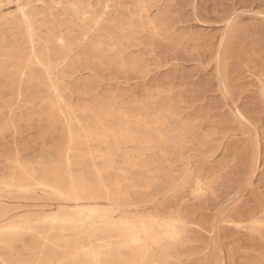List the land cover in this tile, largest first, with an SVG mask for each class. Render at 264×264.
<instances>
[{"label":"rangeland","instance_id":"374dc122","mask_svg":"<svg viewBox=\"0 0 264 264\" xmlns=\"http://www.w3.org/2000/svg\"><path fill=\"white\" fill-rule=\"evenodd\" d=\"M129 261L264 264V0H0V264Z\"/></svg>","mask_w":264,"mask_h":264},{"label":"bare ground","instance_id":"6f19581e","mask_svg":"<svg viewBox=\"0 0 264 264\" xmlns=\"http://www.w3.org/2000/svg\"><path fill=\"white\" fill-rule=\"evenodd\" d=\"M67 7V6H66ZM88 13V12H87ZM116 13V12H115ZM87 15H89V14H87ZM109 17V16H108ZM107 17V18H108ZM111 17V16H110ZM122 18V17H121ZM104 19V18H103ZM124 19V18H123ZM107 20V19H106ZM126 22V21H125ZM110 23V22H109ZM112 23H113V21H112ZM127 23V22H126ZM86 24V23H85ZM102 26V25H101ZM112 26V25H111ZM113 26H115V25H113ZM117 26V25H116ZM125 26V25H124ZM90 27V26H89ZM89 27H87V28H89ZM109 27V26H108ZM133 27V26H132ZM120 28V27H119ZM86 29V28H85ZM92 29V28H91ZM112 29H113V27H112ZM131 29V28H130ZM130 29H129V31H130ZM134 29V28H133ZM87 30V29H86ZM97 30V29H96ZM116 31V30H115ZM128 31V30H127ZM90 32V31H89ZM123 32V31H122ZM132 32V31H131ZM103 33V32H102ZM133 33H135V32H133ZM101 34V33H100ZM99 34V35H100ZM104 34V33H103ZM106 34V33H105ZM112 34H113V32H112ZM125 34V33H124ZM128 35H129V33H127ZM87 35V34H86ZM92 35H94L93 33H92ZM102 35V34H101ZM95 36H96V34H95ZM116 36H118V35H116ZM122 36V35H121ZM125 36V35H124ZM82 37V36H81ZM94 37V36H93ZM106 37H107V35H106ZM111 38H112V36H110ZM109 37V38H110ZM120 37V36H119ZM118 37V38H119ZM84 38V37H83ZM108 38V37H107ZM117 38V39H118ZM123 38V37H122ZM78 39V38H77ZM86 39V38H85ZM90 39V38H89ZM113 39V38H112ZM116 39V40H117ZM123 39H125V38H123ZM130 39V38H129ZM103 40V39H102ZM106 40V39H105ZM104 40V41H105ZM114 40V39H113ZM122 40V39H121ZM132 40V39H131ZM100 41V40H99ZM107 41V40H106ZM111 41V40H110ZM115 41V40H114ZM125 41V40H124ZM91 42V41H90ZM90 42H89V44H90ZM119 42V41H118ZM118 42H116V43H118ZM124 43V42H123ZM122 42H121V44H123ZM86 44V43H85ZM88 44V43H87ZM127 44V43H126ZM131 44V43H130ZM92 45V44H91ZM98 45H99V42H98ZM119 45V44H118ZM89 46V45H88ZM107 47H108V45H106ZM117 46V45H116ZM125 46V45H124ZM123 45H122V47H124ZM66 47V46H65ZM68 47V46H67ZM90 47V46H89ZM101 47V46H100ZM129 47H131V46H129ZM62 48V47H61ZM98 48V47H97ZM118 48H119V46H118ZM125 48V47H124ZM94 49H96V47H94ZM106 49V48H105ZM108 49V48H107ZM121 49V48H120ZM93 50V49H92ZM103 50H104V48H103ZM113 50V49H112ZM126 50V49H125ZM98 51V50H97ZM94 52V51H93ZM99 52V51H98ZM117 52V51H116ZM121 52V51H120ZM96 53V52H95ZM105 53V52H104ZM115 53V52H114ZM117 53H119V52H117ZM106 55H107V53H105ZM109 54V53H108ZM111 54V53H110ZM93 55V54H92ZM96 54H94V56H95ZM101 55H103V53H101ZM111 55H113V54H111ZM122 55H123V53H122ZM128 55V54H127ZM104 56V55H103ZM110 56V55H109ZM79 58V57H78ZM117 58H119V57H117ZM122 59V58H121ZM105 60H106V58H105ZM108 60V59H107ZM110 60V59H109ZM113 60V59H112ZM111 60V61H112ZM115 60V59H114ZM136 60V59H135ZM116 61V60H115ZM114 61V62H115ZM121 62V61H120ZM134 62V61H133ZM138 62V61H137ZM140 62V61H139ZM111 63V62H110ZM124 64V63H123ZM126 64V63H125ZM138 65V64H137ZM141 66V65H140ZM27 67V66H26ZM117 100V99H116ZM109 101H111V100H109ZM113 101V100H112ZM115 101V100H114ZM103 102V101H102ZM107 102V101H106ZM117 102V101H116ZM115 102V103H116ZM108 104V103H107ZM106 104V105H107ZM110 104L111 105H109V106H106L105 108L106 109H104V111H103V113L104 112H107V111H110V112H112V114H113V111L115 110V107H113V104H114V102L113 103H111L110 102ZM72 107V106H71ZM127 107V106H126ZM131 108V107H130ZM67 109V108H66ZM90 109V108H89ZM101 109V108H100ZM68 111H69V108L67 109ZM72 111V110H71ZM86 111V110H85ZM130 112V111H129ZM155 112H156V110H155ZM125 113H126V111H125ZM157 113V112H156ZM159 113V112H158ZM109 114V113H108ZM70 115V114H69ZM97 115V114H96ZM121 115V114H120ZM165 115V114H164ZM125 116L127 117V115L125 114ZM130 116V115H129ZM162 115L160 114V117H161ZM107 117V116H106ZM111 117V116H110ZM131 117V116H130ZM163 117V116H162ZM71 117L69 116V121L71 120L70 119ZM119 118H120V116H119ZM128 118V117H127ZM156 118V117H155ZM112 119V118H111ZM129 119V118H128ZM154 119V118H153ZM152 119V120H153ZM130 120V119H129ZM155 120V119H154ZM106 121V120H105ZM166 121V120H165ZM121 122V121H120ZM130 122V121H129ZM137 122H139V120L137 119ZM153 122H155V121H153ZM69 123V122H68ZM108 123V122H107ZM162 123V122H161ZM98 124H100V127H99V131H95V133H92V134H90V135H88V137H89V139L90 140H95V141H97V142H95L96 144L97 143H99L100 145L101 144H109L110 145V141H109V138L112 136L113 138H114V140L116 141L115 143H116V145H118L119 144V141H118V132H116V131H110L107 127H106V124L104 123V121H101V120H99L98 121ZM97 124V125H98ZM113 124H115V123H113ZM118 124V123H117ZM142 124H144V123H142ZM120 125V124H119ZM135 125H136V123H135ZM162 125V124H161ZM112 126V125H111ZM131 126H133V125H131ZM137 126V125H136ZM122 127V126H121ZM139 126H137L136 128H138ZM153 127V126H152ZM157 126H155V128H156ZM131 128H134V127H131ZM146 128H147V126H146ZM149 128V127H148ZM160 128H162V127H160ZM69 129V128H68ZM98 129V128H97ZM142 129H144V128H142ZM164 129V128H163ZM140 130V129H139ZM156 130V129H155ZM168 130V129H167ZM85 131V130H84ZM89 131H91L90 129H89ZM144 131V130H143ZM147 131H150V130H148L147 129ZM146 131V132H147ZM71 132V131H70ZM166 132V131H165ZM159 133V132H158ZM124 134H126V133H124ZM154 134V133H153ZM161 134V133H160ZM82 135V134H81ZM152 135V134H151ZM162 135V134H161ZM142 136V135H141ZM74 137V136H73ZM72 137V138H73ZM85 137V136H84ZM158 137V136H157ZM79 138V137H78ZM80 138H81V136H80ZM134 138V137H133ZM164 138V137H163ZM69 139H71V138H69ZM75 139V138H74ZM82 139V138H81ZM89 139H87V140H89ZM87 140H86V142H87ZM163 140V139H162ZM166 140V139H165ZM71 141V140H70ZM82 141V140H81ZM81 141H78V142H81ZM85 141V140H84ZM83 141V142H84ZM128 141V140H127ZM160 141V140H159ZM167 141V140H166ZM88 143V142H87ZM86 143V144H87ZM127 143V142H126ZM163 143H164V145H166L165 144V142L163 141ZM167 143V142H166ZM89 144V143H88ZM137 144V143H136ZM146 144L147 145H150V142H147L146 141ZM90 145V144H89ZM125 145V144H124ZM123 145V146H124ZM142 145V144H141ZM167 145H168V143H167ZM91 146V145H90ZM89 146V147H90ZM135 146V145H134ZM88 147V146H87ZM139 147V146H138ZM137 147V148H138ZM140 147H142V146H140ZM148 147V146H147ZM92 148V147H91ZM108 148V147H107ZM165 148V147H164ZM170 148V147H169ZM70 149V148H69ZM116 149V148H115ZM139 149V148H138ZM141 149V148H140ZM96 150H97V148H96ZM110 150L111 151H113V149H111L110 148ZM117 150V149H116ZM143 150V149H142ZM169 150V149H168ZM90 151H92V150H90ZM180 151V150H179ZM99 152H100V150H99ZM115 152V151H114ZM154 152V151H153ZM170 152H171V149H170ZM173 152V151H172ZM174 153V152H173ZM94 154H97V153H94ZM80 155H81V152H80ZM83 155V154H82ZM93 155V154H92ZM105 155V154H104ZM121 155V154H120ZM110 156V155H109ZM113 156V155H112ZM128 156V155H127ZM126 156V157H127ZM92 157V156H91ZM111 161V160H110ZM129 161H131V160H129ZM176 161V160H175ZM110 169V168H109ZM186 169V168H185ZM175 174V173H174ZM181 176V175H180ZM186 176V175H185ZM186 178H187V176H186ZM129 183V182H128ZM173 183V182H172ZM162 184V183H161ZM169 185H170V183H168ZM166 185V184H165ZM172 185V184H171ZM10 186V185H9ZM162 186V185H161ZM182 186V185H181ZM163 187V186H162ZM141 190V189H140ZM11 191V190H10ZM145 191V190H144ZM147 192V191H146ZM169 192V191H168ZM147 193H149V191L147 192ZM146 193V194H147ZM174 193V192H173ZM153 194V193H152ZM177 195V194H176ZM179 195V194H178ZM137 196V195H136ZM143 196V195H142ZM156 196V195H155ZM189 196V195H188ZM175 197V196H174ZM113 198V197H112ZM125 198H127V197H125ZM170 198V197H169ZM124 199V198H123ZM135 199H137V198H135ZM160 199V198H159ZM113 200H114V198H113ZM125 200V199H124ZM129 201V200H128ZM137 201V200H136ZM155 204H156V202H155ZM137 205V204H136ZM154 205V204H153ZM160 205V204H159ZM158 205V206H159ZM174 205V204H173ZM172 205V206H173ZM139 206V205H138ZM153 207V206H152ZM178 207V206H177ZM169 208V207H168ZM146 209V208H145ZM181 209V208H180ZM128 210V209H127ZM146 212V211H145ZM190 213V212H189ZM82 214V213H81ZM80 215V214H79ZM133 216V215H132ZM150 216V215H149ZM125 217V216H124ZM130 217H131V215H130ZM135 217V216H134ZM139 217V216H138ZM137 217V218H138ZM145 217V216H144ZM151 217V216H150ZM149 217V218H150ZM192 218H194V217H192ZM78 219H79V217H78ZM136 219V218H135ZM107 220V219H106ZM102 221V220H101ZM104 221V220H103ZM128 221V220H127ZM180 221V220H179ZM117 222V221H116ZM182 222V221H181ZM126 223V222H125ZM133 223V222H132ZM105 224V223H104ZM134 224H135V222H134ZM180 224V223H179ZM123 225V224H122ZM54 226V225H53ZM56 226V225H55ZM106 226V225H105ZM124 226V225H123ZM130 226V225H129ZM113 227V230H116L117 232H118V234H122L123 232H124V230H121L120 228H118L117 226L115 227V225L114 226H112ZM54 229V228H53ZM103 229H105V228H103ZM125 229V228H124ZM175 230V226L173 225V224H171V223H166V222H164V221H162L161 219H152V218H150V220H146V221H142L141 222V226H140V228L136 231V227L134 226L133 227V230L131 229V232H129V235L127 236L126 235V239H129V240H131V243H132V241H133V243L134 242H138V240L141 238V235H140V233L142 232L143 233V236L145 237V238H148V239H152L153 241H157L158 240V238L159 237H161L162 235H167V234H171V233H173V231ZM104 231V230H103ZM125 231H126V229H125ZM179 231V230H178ZM175 232V231H174ZM115 233V232H114ZM81 234V233H80ZM177 234V233H176ZM179 234H180V232H179ZM91 235V234H90ZM172 235V234H171ZM174 235V234H173ZM110 236V235H109ZM123 236V235H122ZM96 238V237H95ZM101 238V237H100ZM104 238V237H103ZM174 238V237H173ZM180 239V238H179ZM121 240V239H120ZM128 240V241H129ZM174 240H175V238H174ZM36 241V240H35ZM90 243H91V241H90ZM99 243V242H98ZM132 243V244H133ZM182 243V242H181ZM67 244H69V243H67ZM102 244H104V243H102ZM126 244V243H125ZM173 244V243H172ZM69 245H71V244H69ZM92 245V244H91ZM123 245H124V243H123ZM183 245V244H182ZM66 246V245H65ZM68 246V245H67ZM98 246V245H97ZM70 247V246H69ZM111 247V246H110ZM139 247H140V245H139ZM84 248V247H83ZM134 248V247H133ZM143 248V247H142ZM111 249V248H110ZM128 249H130V248H128ZM141 249V248H140ZM144 250H145V248H143ZM150 249V248H149ZM91 250H93V249H91ZM100 250V249H99ZM134 250V249H133ZM161 250V249H160ZM146 251H148V250H146ZM153 251V250H152ZM51 252H53V250H51ZM101 252H102V250H101ZM133 252V251H132ZM131 252V253H132ZM145 252V251H144ZM120 253V252H119ZM154 253H155V251H154ZM132 255H134V254H132ZM120 258H121V254H120V256H119ZM123 257V256H122ZM149 257V256H148ZM99 258V257H98ZM104 258V257H103ZM45 259V258H44ZM151 259V258H150ZM46 260V259H45ZM81 260L82 261H84V262H86V263H90L93 259H92V253H90L89 251H88V249L87 250H83V249H81ZM94 260H95V258H94ZM147 260V259H146ZM160 260V259H159ZM126 261V260H125ZM127 261H128V258H127ZM129 263H130V261H129ZM154 263V262H153ZM120 264V263H119ZM124 264H125V262H124ZM131 264V263H130ZM155 264V263H154ZM157 264V263H156Z\"/></svg>","mask_w":264,"mask_h":264}]
</instances>
